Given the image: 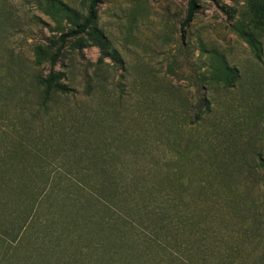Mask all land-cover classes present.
Segmentation results:
<instances>
[{
  "label": "rangeland",
  "instance_id": "obj_1",
  "mask_svg": "<svg viewBox=\"0 0 264 264\" xmlns=\"http://www.w3.org/2000/svg\"><path fill=\"white\" fill-rule=\"evenodd\" d=\"M54 1L81 17L89 4ZM52 2L0 0V135L44 143L40 164L50 174L65 170L63 158L77 153L71 140L86 137L96 122H107L131 139L149 165L171 171L184 165L188 190L217 184L209 167L225 163L237 199L252 214L228 218L223 233L254 238L248 253L260 257L264 0H197L186 26L188 0H99L91 27L66 43L54 68L66 93L44 101L34 78L47 75L49 65L45 60L36 68L33 49L48 48L73 28L61 16L56 25L46 15ZM222 67L233 72L230 85L220 80ZM40 102L52 103L42 109ZM103 130L109 141L112 133ZM258 227L263 230L256 232Z\"/></svg>",
  "mask_w": 264,
  "mask_h": 264
},
{
  "label": "trees",
  "instance_id": "obj_2",
  "mask_svg": "<svg viewBox=\"0 0 264 264\" xmlns=\"http://www.w3.org/2000/svg\"><path fill=\"white\" fill-rule=\"evenodd\" d=\"M98 1L89 0L84 17L62 2L46 6L56 25L55 17L61 16L73 28L48 48L33 49L34 66L45 60L49 65L47 75L34 78L44 101L66 93L54 68L66 43L91 27ZM196 3L188 0L183 26L193 19ZM232 77L222 67L220 80L230 85ZM50 103L40 102V107ZM106 123L96 122L86 137L71 140L77 153L64 157L67 167L55 174L40 164L44 143L1 133L0 264H264V253L253 259L248 253L254 238L223 233L228 218L250 213L237 199L225 163L209 167L217 184L188 190L184 165L177 163L172 171L149 165L131 139ZM105 128L112 133L109 141ZM259 165L264 171V162ZM258 238H264L261 231Z\"/></svg>",
  "mask_w": 264,
  "mask_h": 264
}]
</instances>
